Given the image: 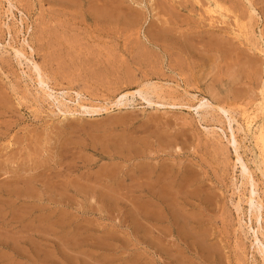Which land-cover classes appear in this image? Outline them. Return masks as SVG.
<instances>
[{"label": "rangeland", "instance_id": "374dc122", "mask_svg": "<svg viewBox=\"0 0 264 264\" xmlns=\"http://www.w3.org/2000/svg\"><path fill=\"white\" fill-rule=\"evenodd\" d=\"M199 1L11 0L12 18L0 0V264H264L238 131L258 120L264 0H218L225 20ZM148 85L165 100L114 104ZM62 92L97 112L64 116Z\"/></svg>", "mask_w": 264, "mask_h": 264}, {"label": "bare ground", "instance_id": "6f19581e", "mask_svg": "<svg viewBox=\"0 0 264 264\" xmlns=\"http://www.w3.org/2000/svg\"><path fill=\"white\" fill-rule=\"evenodd\" d=\"M6 1L8 2V5H9L7 14H9L12 18H14L15 17L14 7L15 6L11 2V0H6ZM196 1H197V3H200L199 0H196ZM218 2H219L218 0L217 1L208 0L207 5H206L207 6L206 12L212 16V20H214L213 15H215V14H218L223 20H225L227 17L224 13H222V11H223L222 5H220L219 4L220 2L219 3ZM224 9L226 10V12L228 11L226 8H224ZM232 35L235 36L237 39H242L245 36H247L243 27H241L239 25L238 20H236V26L233 29ZM24 42H25V40H24ZM10 47L12 49H14V51L17 53L18 57L25 58L26 60H28V55L24 51L16 49L13 45H10ZM260 53L264 54V49L262 51H260ZM31 62L34 65L35 73H37V75H38L37 80L42 81L44 79L42 69L33 60H31ZM261 88L262 89H261L260 94H259L260 99L259 100L257 99L258 101L255 103L254 108H253L254 118L255 119L257 118L258 120L257 121L251 120V115L248 114V112H247L248 110H244V124L242 125L243 127L240 125L238 126V131H240L241 133H243L245 135L247 134V135L253 136L255 146H256L257 151H258V162H257L258 166H257V168H258L259 172L261 173L262 178H264V85ZM169 89H172V88H169ZM135 94H139L142 97V99L144 101H146L148 104L156 103L154 101V99L157 100V103H160V102L165 100V97L163 96V92L157 86L154 87V86L148 85L147 87H145V88L143 87L142 89L136 91L135 93H125V94L119 95L117 97V100H115L114 104L117 105V107H128V105H130V104L128 102L125 103L124 100L130 96H134ZM75 96L76 97L70 95L68 92L67 93L62 92L61 97L53 96L55 98L56 105H58V110L60 113H62L64 116H67V114H69V115H72L75 113H79V114L87 113L88 114V113L97 112L96 108L99 106H94V105L89 104L86 101V98H84V96L81 93H76ZM202 103H203V101H202ZM159 105H163V104H159ZM51 106H55V103L53 102L51 104ZM71 106H74L75 108H72ZM102 108H105V107L100 106V110ZM56 114L57 113L54 110L53 115H56ZM254 122H255V124H254ZM231 132H232V137H231L232 140L231 141L234 145L235 154L237 157V162L241 165V168H242V171H241L242 175L246 176L251 181V184L254 188V191H252L250 203L255 204L258 207V213L259 214L256 216V220H257V222L260 223L261 208L263 207V203H262L261 199L254 197V194H256V192H255L256 185H255V180H254L253 174L239 153L238 142H237L236 134H235V131L233 128H231ZM240 210L241 209L239 208L238 211H240ZM258 232L261 233V228L258 229L257 232H254L255 240L257 243L260 242Z\"/></svg>", "mask_w": 264, "mask_h": 264}]
</instances>
